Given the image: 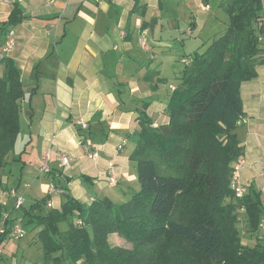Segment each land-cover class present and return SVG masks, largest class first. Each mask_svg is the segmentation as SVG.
Instances as JSON below:
<instances>
[{"label":"crops","instance_id":"crops-1","mask_svg":"<svg viewBox=\"0 0 264 264\" xmlns=\"http://www.w3.org/2000/svg\"><path fill=\"white\" fill-rule=\"evenodd\" d=\"M219 2L56 0L46 4L45 0H12L9 4L0 3V60L7 31L12 28L15 46L3 58L14 63L23 88L28 89L19 114V124L23 121L27 129L22 138V142L26 141L22 154L31 151L37 156V166L31 171L36 174V180L32 185H24L27 191L20 194L18 188L23 180L12 174L13 165L14 161L23 159L25 169L28 158L17 155L20 148L15 151V145L14 152L5 158L6 165L0 168V223L6 218L12 220L14 216L10 212L15 210L16 197L25 198L34 186L38 196L29 197L30 204L49 197L46 209H60L67 195L85 205L103 198L119 204L131 197L139 188L135 162L130 159L134 148L131 138L139 130V112L145 111L153 127L166 126L169 122L166 109L170 100L168 91L172 89L169 86L168 91L162 92L159 87L163 77L158 64L171 55V48L166 49L170 52L161 49L164 42L159 26L164 21L169 30L184 28L191 44H199L192 40L194 32L199 31L197 36L204 44L226 29V15L218 7ZM12 18L16 21L14 25L10 22ZM187 55L179 54L182 64ZM240 97L244 115L235 134L247 161L241 172L244 194L250 188L259 192L264 209L261 166L264 63L256 68L254 79L241 84ZM78 122L87 125L81 137L76 131L80 127ZM82 139L95 146L96 160L88 159ZM123 142L126 143L119 150ZM59 152L69 157L68 166H59ZM45 153H48V169L40 172ZM52 184L62 193L49 195ZM49 202L51 207L47 206ZM239 212L241 243L248 247H254L257 242L264 244L259 230L255 235L246 232V216L242 210Z\"/></svg>","mask_w":264,"mask_h":264},{"label":"trees","instance_id":"trees-1","mask_svg":"<svg viewBox=\"0 0 264 264\" xmlns=\"http://www.w3.org/2000/svg\"><path fill=\"white\" fill-rule=\"evenodd\" d=\"M218 7L226 29L186 56L167 105L168 124L153 128L145 111L139 112L130 154L138 191L119 204L103 198L85 205L67 195L60 209L45 208L49 197L19 208L22 227L33 225V242L46 261L264 264V244L243 245L238 228L242 210L246 232L258 233L264 220L260 194L250 188L238 199L229 186L232 165L242 155L235 134L244 115L240 86L264 63V7L262 0H220ZM26 95L14 63L1 59L0 168L14 149ZM76 131L81 137V127ZM15 220H4L0 245ZM116 234L132 247L111 246L109 237Z\"/></svg>","mask_w":264,"mask_h":264},{"label":"rangeland","instance_id":"rangeland-1","mask_svg":"<svg viewBox=\"0 0 264 264\" xmlns=\"http://www.w3.org/2000/svg\"><path fill=\"white\" fill-rule=\"evenodd\" d=\"M160 35L163 45L161 46V49L165 52H170L171 55L164 58L165 60H161V63L158 64V69L162 72L161 76L163 79H161V83L159 84V87L161 88L162 92L164 90L168 91V87L170 86H177L179 83V78L181 76V71L183 69L182 61H179V54H189L192 53L194 50H196L203 41L199 40L197 34L198 32H194L192 40H196L199 42V44H191L190 39L185 34L184 28H179L177 30H169L167 24L162 21V23L159 26ZM223 34V33H222ZM222 34H219L217 37L221 36ZM216 37V38H217ZM212 38L210 40H206L204 44H206L205 48L211 43ZM170 47V51H166ZM158 61H156L155 64H157ZM160 76V77H161ZM28 91V89H26ZM169 98L172 95V92L168 91ZM27 107V105H26ZM166 113L168 114V110L166 109ZM25 115L22 114L21 118H24ZM20 118V120H21ZM21 124V131L17 135V142L15 144V151H17V148H20L19 151H17V155H21L23 153V148L25 147V142H22L23 136L26 134L27 129L25 126V123L20 121ZM153 128H160V127H153ZM127 149H129V146H127ZM14 152V149H13ZM20 153V154H19ZM23 157L27 156L28 161L25 160V169L22 163V160L20 161H14V173L12 174L17 179H22L21 186H19V194L21 192H26L27 190H24V185L29 184L32 185L36 180V174L33 172V168L37 166V156L33 154L31 151H29L27 154H22ZM19 158V156H18ZM24 169V170H23ZM22 171V172H21ZM21 174L24 175V177H21ZM9 175V174H8ZM113 191H118L113 190ZM138 191L136 189L134 192ZM133 192V193H134ZM131 194V196L133 195ZM33 194L38 196V190H36V187L34 186L31 191L27 193V196H25L24 199V207L25 209H28L30 207V200L29 197H33ZM22 197V196H18ZM131 198V197H130ZM129 198V199H130ZM128 199V200H129ZM23 206V204H22ZM21 206V207H22ZM15 210L11 209V215L14 217H11V219H18L23 218L22 212L19 210V208H15ZM27 220V219H26ZM62 227V226H61ZM23 231L24 236L20 240H15L11 236H7L5 240L0 245V264H53L52 262L46 261V259L43 256V251L41 249V246L37 242H33L36 235V230H34L33 225H30L28 221L26 223L23 222ZM109 242L111 246H119L121 248L130 249L132 247V244L123 239L119 235H111L109 237ZM48 262V263H47Z\"/></svg>","mask_w":264,"mask_h":264},{"label":"built area","instance_id":"built-area-1","mask_svg":"<svg viewBox=\"0 0 264 264\" xmlns=\"http://www.w3.org/2000/svg\"><path fill=\"white\" fill-rule=\"evenodd\" d=\"M12 0H0V3H5V4H9L11 3ZM56 0H45L46 4H52L54 3ZM15 31L14 29L10 28L7 31L6 34V38H5V42L3 44V47L1 49V58L3 59V56L7 55L15 46ZM142 47L145 46L144 40L143 38H141L140 40ZM170 89H174L173 87H170ZM80 124V127L82 130L86 129V124L83 122H78ZM126 142H123L118 149L121 150L123 148V146L125 145ZM82 145L84 146V150L87 153V157L90 160H96L97 159V153L96 150H94L95 146L92 145L89 141H85L82 143ZM44 157V161L42 163V166L40 167V172H45L47 171V160H48V153H45L43 155ZM57 161L60 167H66L69 165L70 161H69V157L63 153V152H59L57 154ZM247 166V161L245 159V157L243 155H240L235 162L232 165V172H231V177H230V181H229V186L231 191L233 192L234 196L236 198H242L244 195V186H243V182H242V178H241V172L242 170ZM261 166L264 168V162L261 164ZM114 182H111V185ZM56 192L62 193V190H60L58 187L56 188V186L54 184H52L49 187L48 190V194L52 195L55 194ZM10 193L12 195L15 196L14 191H10ZM23 197H16L15 200V208H20L23 204ZM48 207H51L52 204L51 202H49L47 204ZM21 218H18L15 220V222L13 223L10 232L7 236H11L12 238H14L15 240H20L21 238H23L24 236V231L22 228V223H21ZM5 224L4 222L0 223V236H2L3 234H5L6 228H5ZM259 231L260 234L264 237V223H260L259 225ZM1 255V252H0Z\"/></svg>","mask_w":264,"mask_h":264}]
</instances>
